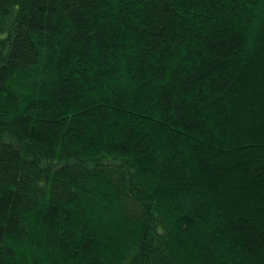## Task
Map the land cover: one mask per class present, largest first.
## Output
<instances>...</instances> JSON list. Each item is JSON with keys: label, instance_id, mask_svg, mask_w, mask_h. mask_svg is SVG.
I'll return each mask as SVG.
<instances>
[{"label": "trees", "instance_id": "trees-1", "mask_svg": "<svg viewBox=\"0 0 264 264\" xmlns=\"http://www.w3.org/2000/svg\"><path fill=\"white\" fill-rule=\"evenodd\" d=\"M0 264H264V0H0Z\"/></svg>", "mask_w": 264, "mask_h": 264}]
</instances>
